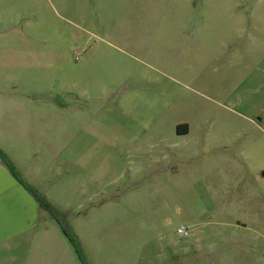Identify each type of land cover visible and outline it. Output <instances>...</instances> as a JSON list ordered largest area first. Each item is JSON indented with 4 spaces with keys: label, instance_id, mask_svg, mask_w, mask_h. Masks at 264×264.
Returning <instances> with one entry per match:
<instances>
[{
    "label": "rangeland",
    "instance_id": "374dc122",
    "mask_svg": "<svg viewBox=\"0 0 264 264\" xmlns=\"http://www.w3.org/2000/svg\"><path fill=\"white\" fill-rule=\"evenodd\" d=\"M129 4L0 0V90L59 93L72 124L88 125L89 161L85 172L49 164L47 179L36 176L16 146L27 139L12 117V131L0 127V145L23 177L56 186L53 204L66 212L87 264H261L264 136L255 124L264 114V0H151V12L173 16L167 27L182 31L149 37L126 31L136 25ZM212 7L221 15L215 24ZM146 92L162 110L151 123L167 129L168 156L153 163L147 149L129 158L105 144L95 148L94 115L127 109L132 123L146 124L154 102ZM12 107L0 101V109ZM181 121L191 129L183 140L172 132ZM179 226L188 236L176 233ZM54 229V264H82Z\"/></svg>",
    "mask_w": 264,
    "mask_h": 264
},
{
    "label": "crops",
    "instance_id": "0c3cea01",
    "mask_svg": "<svg viewBox=\"0 0 264 264\" xmlns=\"http://www.w3.org/2000/svg\"><path fill=\"white\" fill-rule=\"evenodd\" d=\"M150 1L129 0L128 19L136 25H134V30L126 29V31L141 34L145 37L153 34L166 36L168 33L178 35L182 31L180 27L176 25L174 29L167 27L168 20L173 16L157 11L155 13L151 12L152 5H150ZM155 1L159 6H161V3L164 6L166 4V0ZM208 13V18L213 24H215V21L218 22L221 15L215 8H210ZM222 15L227 16L229 14L222 12ZM179 16L183 15L174 14L175 19L180 18ZM216 29V27H213L212 31H216ZM237 31H240V29ZM127 43L129 44L128 39ZM105 44L116 47L108 42ZM263 44L262 41L261 46ZM260 71L263 75V66ZM149 81L151 80H146L147 83ZM16 91L8 90V88L0 90V101L9 99L15 105V107L9 109H0V127L6 131H12L7 126L10 122L9 117H12V120L16 123L15 129L25 135L27 141L23 143L17 141L16 146L18 149L24 148L22 155L26 159L27 166L29 164V168L35 170L36 176L39 175L36 172L40 173L42 179L48 178L44 177L43 173L49 170L53 171L51 164H59L62 169L64 166L68 169L69 165H74L77 170L82 169L85 172V164L89 161L85 152L87 146L86 134L88 136L89 133L87 123L83 122L82 126L80 118L79 123L72 124L69 110L65 108L66 105L56 101L60 96L59 93H43L34 89L32 92L16 93ZM144 97L154 101L151 106L149 105L146 108L145 115L143 113L148 119L146 124L137 125L132 123L127 109L122 111L113 109L102 111L101 109L94 115L97 119L94 121L95 127L92 126L90 132L96 140L95 148L105 144L107 148L110 146L118 148L120 151H126L129 158L137 157L140 149H147L145 153L148 154L149 158L154 155V157L152 156L153 163H161L168 156L166 154L168 148V144H166L167 129L155 122L151 123L152 120L156 121L155 119L161 116L162 110L157 107L156 98H152L151 92L144 93ZM124 99L128 101L130 95L127 94ZM256 120L258 123L255 124V127L264 136V114ZM172 132L175 138L183 140L189 136L191 129L187 122L181 121L174 124ZM77 137L78 139L73 144L72 141ZM171 146L178 149L175 154H182V149L179 148L177 141L172 143ZM0 147L4 152H9L4 146L0 145ZM32 148L38 150L33 151ZM41 149H43V152L40 154ZM37 154H40V156L38 155L32 159ZM11 161L15 162L13 157ZM14 162L13 164L16 166L17 164ZM95 162H97L96 159ZM49 164L50 169L48 170L47 166ZM262 164L264 163L262 162ZM16 168H19V171L21 165L16 166ZM19 173L21 174L20 171ZM99 174L97 169L94 173L92 172L96 179L101 177H97ZM23 175L25 180L30 185H35L34 187L51 204L55 202L50 194L56 188L55 185L50 186L51 184H43L42 182L36 184L31 174L23 173ZM261 177L264 178V171ZM28 179L31 180L28 181ZM262 194L264 197V192ZM53 205L58 208L57 205ZM252 222L254 223V221ZM55 223H51L49 215L39 209L34 199L0 162V264H54V247L56 241H60L54 229ZM236 223V225H242L243 227L247 225L246 222L237 221ZM254 224L258 226L257 222ZM262 248L264 252V245ZM260 261L261 264H264V254L261 255Z\"/></svg>",
    "mask_w": 264,
    "mask_h": 264
},
{
    "label": "trees",
    "instance_id": "16d2710c",
    "mask_svg": "<svg viewBox=\"0 0 264 264\" xmlns=\"http://www.w3.org/2000/svg\"><path fill=\"white\" fill-rule=\"evenodd\" d=\"M0 162L5 166V168L10 172L14 179L24 188V190L34 199L37 203L39 209L46 212L51 219H53L58 227L60 228L62 234L66 237L68 242L73 247L78 259L82 264H87L85 257L81 251L80 243L77 236L74 234L65 211L60 210L53 204H51L48 199L39 192L34 186L30 185L25 178L19 173L9 156L0 148Z\"/></svg>",
    "mask_w": 264,
    "mask_h": 264
},
{
    "label": "built area",
    "instance_id": "2783aa9c",
    "mask_svg": "<svg viewBox=\"0 0 264 264\" xmlns=\"http://www.w3.org/2000/svg\"><path fill=\"white\" fill-rule=\"evenodd\" d=\"M176 233L178 235H181V236H188V229L184 226H179L177 229H176Z\"/></svg>",
    "mask_w": 264,
    "mask_h": 264
}]
</instances>
